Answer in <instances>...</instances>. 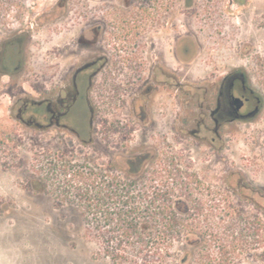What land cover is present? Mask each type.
Masks as SVG:
<instances>
[{"label":"flooded vegetation","instance_id":"af4514ba","mask_svg":"<svg viewBox=\"0 0 264 264\" xmlns=\"http://www.w3.org/2000/svg\"><path fill=\"white\" fill-rule=\"evenodd\" d=\"M193 5L57 3L15 31L0 29V81L6 76L12 90L8 116L39 137L40 155H55L61 171L77 167L148 187L158 177L172 180L175 161L183 159L188 186H199L196 169L221 164L226 137L261 118L264 97L245 67L215 50L224 37L202 50L190 28ZM39 29L54 34V42L41 41L40 60L32 63ZM226 42L240 50L249 46L242 38ZM234 175L220 174V185ZM39 184L46 189L44 179ZM236 184L264 209V183ZM185 197L190 206L191 195Z\"/></svg>","mask_w":264,"mask_h":264},{"label":"rangeland","instance_id":"374dc122","mask_svg":"<svg viewBox=\"0 0 264 264\" xmlns=\"http://www.w3.org/2000/svg\"><path fill=\"white\" fill-rule=\"evenodd\" d=\"M246 1V7L239 8L231 0H195L190 11V28L203 51L215 47L212 42H216V38L224 37L223 45H217L215 50L225 55L229 53L228 58L245 67L250 81L264 97V82L254 72L255 58L264 56V0ZM57 3L86 5L87 0H0V29L15 31ZM232 37L249 41V46L243 50L238 46L228 47L226 40ZM49 40L48 44L54 42L51 32L39 29L35 33L32 63L40 60L41 41ZM6 79L4 76L0 81V264H112L98 254L94 241L84 235V209L72 201H64L56 191V178L61 179L64 175L60 167H54L57 165L55 155L49 153L42 157L39 137L30 135L8 116L12 90L5 87ZM224 144L221 164H207L205 168L196 169L201 184L200 189L198 185H191L196 189L190 194L189 216L198 217L203 229L215 225V235L206 236L203 250L215 258L213 262H218L220 257L213 245L214 240L225 235L219 227L220 215L214 209V202L215 198L230 195L242 218L235 222L236 231L246 230L250 223L253 225L251 230L258 233L254 238L247 236L239 241L241 250H236L231 260L233 264H264V209L253 205L236 190L238 181L255 186L264 183V112L256 123L240 125L235 133L226 137ZM38 170V175L45 180L46 189L43 191L34 185ZM76 170L81 169L76 167L69 172L72 174ZM185 170L184 160H176L173 183L187 184ZM231 171L235 175L220 185V174L225 176ZM82 172L87 178V170ZM165 181V176L158 177L152 185L157 187ZM168 182H172L171 179ZM181 197H184L182 193ZM193 200L204 202L201 212L194 210ZM190 239L191 243L192 237Z\"/></svg>","mask_w":264,"mask_h":264},{"label":"trees","instance_id":"16d2710c","mask_svg":"<svg viewBox=\"0 0 264 264\" xmlns=\"http://www.w3.org/2000/svg\"><path fill=\"white\" fill-rule=\"evenodd\" d=\"M255 59L254 72L264 82V56ZM36 173L34 185L38 189L43 178L38 175L39 170ZM62 173L63 178H56V191L65 201L84 209V235L94 241L98 254L112 264H233L231 258L236 250H241L238 247L242 239L258 234L257 230L250 231V223L246 230L236 231L235 222L242 218L230 195L215 198L214 209L219 211V227L225 236L214 240L220 258L213 262L215 258L204 252L203 243L207 235H215V225L203 229L198 217L189 216L190 206L184 198L195 187L173 183V179L157 187H140L134 181L116 179L117 176L107 181L102 179L105 174L97 171L87 170V178L82 170ZM92 174L94 178L90 179ZM203 207V201L193 200L195 211L201 212Z\"/></svg>","mask_w":264,"mask_h":264}]
</instances>
